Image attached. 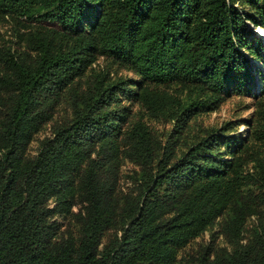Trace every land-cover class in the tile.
<instances>
[{
  "label": "trees",
  "instance_id": "trees-1",
  "mask_svg": "<svg viewBox=\"0 0 264 264\" xmlns=\"http://www.w3.org/2000/svg\"><path fill=\"white\" fill-rule=\"evenodd\" d=\"M6 15L54 20L67 42L35 34L33 63L0 51V264H176L178 250L238 196L239 138L213 132L173 160L167 149L154 158L150 133L137 122L125 139L140 169L135 192L122 193L118 135L126 106L109 104L122 94L155 110L162 100L149 85L180 78L206 89L183 103L181 117L213 109L222 92L253 84L259 92L264 74L253 59L264 70V42L254 29L264 30V0H0V19ZM97 55L128 66L139 80L96 82L70 121L26 155L50 117L40 96L57 95ZM246 138L264 139V118ZM216 141L235 146L231 156L216 154ZM231 209L223 229L235 246L212 256L204 249L190 264H264V220L241 241L246 208L239 201ZM55 215L75 217L76 234L68 226L58 235ZM107 229L114 234L102 245Z\"/></svg>",
  "mask_w": 264,
  "mask_h": 264
},
{
  "label": "rangeland",
  "instance_id": "rangeland-1",
  "mask_svg": "<svg viewBox=\"0 0 264 264\" xmlns=\"http://www.w3.org/2000/svg\"><path fill=\"white\" fill-rule=\"evenodd\" d=\"M254 32L258 35L259 31L254 29ZM37 33L49 38L51 44L54 45L67 42V32L54 20H42L36 17L19 19L6 15L0 19V51L9 50L21 61L33 63L36 56L33 38ZM262 37L260 38L264 42V37ZM253 60L263 75L262 62L255 58ZM102 79L104 82L121 80L131 84L139 80V76L128 66L119 63L110 56L97 55L94 61L87 65L80 75L75 76L57 95L44 93L40 96L39 106H47L50 117L32 135L26 146L25 154L35 155L47 136H51L56 128L69 122L76 107L81 106L83 98L94 91L95 83ZM261 84L259 92L254 84L246 92H222L213 109L197 111L190 115L184 114L183 117L180 115L183 103L194 96H202L206 91L198 83L191 82L187 78H180L171 83L149 85V88L154 90L152 93L162 100L160 106L155 110L150 108L142 98L126 97L122 94L116 101L109 104L114 109L126 106L125 121L118 135L120 148L118 189L122 193L135 192L136 185L133 174H136L140 169L139 164L129 154L130 141L127 143L125 139L126 130L137 122L143 123L150 133L152 148L155 152L154 158L167 149L170 151V160H173L192 143L213 132L236 135L239 138L241 147L235 154L244 161V178L238 190L239 194L228 209L178 250L176 264H190L191 259L204 249H207L212 256L219 248L231 249L234 247L235 243L232 241L231 235L225 232L223 225L232 215V206L237 205L239 201L246 208L239 234L242 237L241 241L250 235L251 229L259 219L264 220V181L261 173L264 168V139L254 138L247 143L246 138L247 132L252 128L253 121L256 118H264V81ZM133 86V88H137V84ZM9 95L6 92L1 93V100L7 102ZM3 109L4 106L0 105V114ZM213 146L215 152H219L216 154H221L223 157L231 156L235 148L233 145L228 146L218 141ZM79 208L80 203L72 207L74 212H77ZM55 218L59 221L58 235L64 233L68 226L76 234L78 222L75 217L64 218L55 215ZM113 231L107 229L103 232L102 245L113 237Z\"/></svg>",
  "mask_w": 264,
  "mask_h": 264
},
{
  "label": "bare ground",
  "instance_id": "bare-ground-1",
  "mask_svg": "<svg viewBox=\"0 0 264 264\" xmlns=\"http://www.w3.org/2000/svg\"><path fill=\"white\" fill-rule=\"evenodd\" d=\"M258 35H260V36H264V32H263V30L261 29V31L259 30V32H258Z\"/></svg>",
  "mask_w": 264,
  "mask_h": 264
}]
</instances>
